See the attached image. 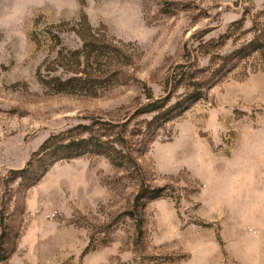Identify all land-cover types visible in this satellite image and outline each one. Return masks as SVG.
I'll use <instances>...</instances> for the list:
<instances>
[{
    "label": "rangeland",
    "instance_id": "1",
    "mask_svg": "<svg viewBox=\"0 0 264 264\" xmlns=\"http://www.w3.org/2000/svg\"><path fill=\"white\" fill-rule=\"evenodd\" d=\"M0 258L264 264V0H0Z\"/></svg>",
    "mask_w": 264,
    "mask_h": 264
},
{
    "label": "trees",
    "instance_id": "2",
    "mask_svg": "<svg viewBox=\"0 0 264 264\" xmlns=\"http://www.w3.org/2000/svg\"><path fill=\"white\" fill-rule=\"evenodd\" d=\"M79 36L84 40L82 35ZM74 80L78 79H69L65 83H70ZM162 108L163 103L161 100L153 101L145 105L143 109H141L140 114L156 112ZM100 124L101 126L107 125V123L98 122H93L90 125L80 124L65 133L53 136L45 143L44 150L52 152L67 150L66 158H76L84 153H104L109 155V157H111L116 163L121 162V164H123L127 162L129 159L128 153L124 154L123 152V148L126 145V139L125 137H120L123 134V131L122 133H118L115 139H110L112 134H114L112 133V129L116 127L111 125V128H107L105 129V132H102L100 131V128L96 129ZM117 146H119L121 150L116 149L115 147ZM3 260L5 259L0 258V262Z\"/></svg>",
    "mask_w": 264,
    "mask_h": 264
}]
</instances>
